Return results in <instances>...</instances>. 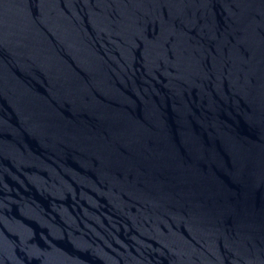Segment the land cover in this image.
<instances>
[{
	"label": "water",
	"instance_id": "1",
	"mask_svg": "<svg viewBox=\"0 0 264 264\" xmlns=\"http://www.w3.org/2000/svg\"><path fill=\"white\" fill-rule=\"evenodd\" d=\"M0 264H264V0H0Z\"/></svg>",
	"mask_w": 264,
	"mask_h": 264
}]
</instances>
